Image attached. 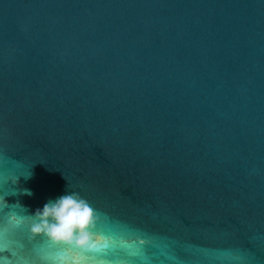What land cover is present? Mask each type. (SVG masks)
Segmentation results:
<instances>
[{
	"label": "water",
	"instance_id": "1",
	"mask_svg": "<svg viewBox=\"0 0 264 264\" xmlns=\"http://www.w3.org/2000/svg\"><path fill=\"white\" fill-rule=\"evenodd\" d=\"M0 260L264 264V0H0Z\"/></svg>",
	"mask_w": 264,
	"mask_h": 264
},
{
	"label": "clouds",
	"instance_id": "2",
	"mask_svg": "<svg viewBox=\"0 0 264 264\" xmlns=\"http://www.w3.org/2000/svg\"><path fill=\"white\" fill-rule=\"evenodd\" d=\"M26 194L31 195L27 190ZM29 217L33 236L43 235L54 243L75 249L91 247L89 230L94 225V211L87 201L75 193H67L47 202Z\"/></svg>",
	"mask_w": 264,
	"mask_h": 264
},
{
	"label": "snow or ice",
	"instance_id": "3",
	"mask_svg": "<svg viewBox=\"0 0 264 264\" xmlns=\"http://www.w3.org/2000/svg\"><path fill=\"white\" fill-rule=\"evenodd\" d=\"M30 174H31V173H29V175H30ZM29 175H28V176H29ZM0 264H3L2 260H0Z\"/></svg>",
	"mask_w": 264,
	"mask_h": 264
}]
</instances>
